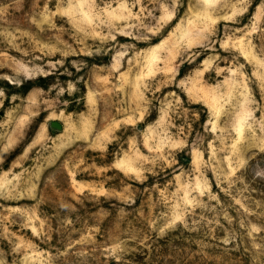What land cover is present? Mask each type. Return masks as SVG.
Instances as JSON below:
<instances>
[{"label":"rangeland","instance_id":"rangeland-1","mask_svg":"<svg viewBox=\"0 0 264 264\" xmlns=\"http://www.w3.org/2000/svg\"><path fill=\"white\" fill-rule=\"evenodd\" d=\"M0 264H264V0H0Z\"/></svg>","mask_w":264,"mask_h":264},{"label":"water","instance_id":"water-1","mask_svg":"<svg viewBox=\"0 0 264 264\" xmlns=\"http://www.w3.org/2000/svg\"><path fill=\"white\" fill-rule=\"evenodd\" d=\"M54 125L57 126V127H60L61 126V124L58 123V122H54Z\"/></svg>","mask_w":264,"mask_h":264}]
</instances>
